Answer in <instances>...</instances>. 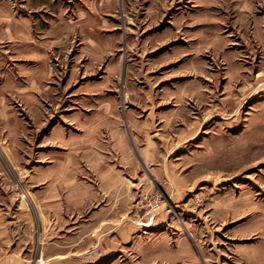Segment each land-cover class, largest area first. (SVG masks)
I'll return each mask as SVG.
<instances>
[{"label":"rangeland","instance_id":"obj_1","mask_svg":"<svg viewBox=\"0 0 264 264\" xmlns=\"http://www.w3.org/2000/svg\"><path fill=\"white\" fill-rule=\"evenodd\" d=\"M112 207L139 262L264 264V0H0V247Z\"/></svg>","mask_w":264,"mask_h":264},{"label":"crops","instance_id":"obj_2","mask_svg":"<svg viewBox=\"0 0 264 264\" xmlns=\"http://www.w3.org/2000/svg\"><path fill=\"white\" fill-rule=\"evenodd\" d=\"M65 167L69 168V166ZM108 209L105 214L98 213L97 216L87 218L85 221L80 220V216L77 215L61 216L54 212L48 214L49 217L44 215V218H40L39 216L37 219L40 222L42 236L48 237L41 247L42 263L98 264L95 261H88L83 256L96 251L105 258L99 264H153L145 257L141 259V262L138 260L139 246L138 238L135 236L140 231L138 223L132 218L126 219L115 207ZM96 219L98 223L92 226V222ZM24 226L25 224L21 232L23 236L19 242L15 241L14 244L8 237H5L8 240H3V245L10 248L0 257V264H39L41 259L36 261V255L33 252L36 248L35 244L28 243L24 239L32 235L27 234ZM149 226H155L153 218L143 223V227ZM4 246L0 248L3 250Z\"/></svg>","mask_w":264,"mask_h":264},{"label":"bare ground","instance_id":"obj_3","mask_svg":"<svg viewBox=\"0 0 264 264\" xmlns=\"http://www.w3.org/2000/svg\"><path fill=\"white\" fill-rule=\"evenodd\" d=\"M25 176V175H24ZM245 252V251H244ZM244 254V253H243Z\"/></svg>","mask_w":264,"mask_h":264}]
</instances>
